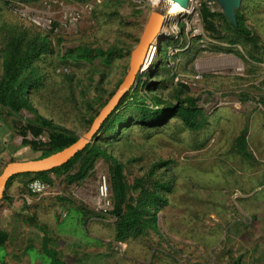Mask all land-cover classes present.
<instances>
[{
  "label": "rangeland",
  "instance_id": "374dc122",
  "mask_svg": "<svg viewBox=\"0 0 264 264\" xmlns=\"http://www.w3.org/2000/svg\"><path fill=\"white\" fill-rule=\"evenodd\" d=\"M9 1L0 13L6 21L29 24L20 18L19 10L45 8L44 0ZM89 1L93 4L91 10L83 9ZM65 3L81 10V17L76 30L60 27L56 32L49 31L54 52L40 63L45 75L40 99L58 110L69 120L66 125L80 134L88 128V101L95 100L103 65L99 59L80 64L60 62L56 53L82 42L93 46L117 42L126 49L140 34L149 11L156 6L167 11V4H157L155 0ZM241 3L246 22L264 45V0ZM203 6L225 15L222 0H202L192 12L168 21L165 34L154 42V56L141 71V80L146 79L151 63L153 70L159 67L160 73L161 66H167L169 74H173L172 82L186 83L190 94L197 97L207 114L206 126L190 130L172 117L161 131L147 138L134 132L129 141L109 146L125 163L129 181L144 172L154 158L173 160L169 171L173 186L167 194V205L157 213L156 228L125 241L114 238L110 173L108 163L98 158L91 173L80 182L67 183L61 181V176L51 174L54 180L50 193L30 194L25 190L24 178L12 180L8 189L12 199L0 202V230L7 233L6 241L0 245V264H233L237 258L235 264H264V54L259 60L250 59L239 44L241 55L217 50V44L226 42L205 30ZM51 9L59 18L60 6L52 4ZM57 36L62 38L60 43L55 41ZM206 60L224 63L200 66ZM127 61L128 54L123 50L101 78L105 90L116 86ZM59 67H65L70 77L57 72ZM169 74L156 77L166 78ZM47 86L53 93L50 98V91L44 92ZM105 90L98 89L103 95ZM169 90L172 89H162L161 93L168 96ZM39 95H34L35 103ZM1 112L2 109L0 116ZM25 115L31 113L22 110L16 120L4 115L14 129L8 144L0 143V169L11 157L39 153L22 144L16 130ZM242 131L247 155L237 146ZM27 136L32 137L30 133ZM38 138L46 141L47 133ZM101 173L106 174L112 197V205L105 211L96 202ZM79 208L84 210V217ZM97 210L102 214L92 213ZM29 214H33L34 221Z\"/></svg>",
  "mask_w": 264,
  "mask_h": 264
},
{
  "label": "trees",
  "instance_id": "16d2710c",
  "mask_svg": "<svg viewBox=\"0 0 264 264\" xmlns=\"http://www.w3.org/2000/svg\"><path fill=\"white\" fill-rule=\"evenodd\" d=\"M241 1L244 2L240 0L234 8L233 21L221 12L211 11L203 6L201 9L203 25L211 36L226 42L224 45L217 44V50L232 51L241 55L237 48L239 44L250 59L259 60L264 54V45L259 34L254 32L246 22V16L241 10ZM9 2V0H0V13L3 4ZM19 16L29 24L14 20L6 21L0 16V109H2L0 118L13 130L12 124L4 118L5 114L15 117L16 120L22 110L31 113L30 116H21L23 120L16 130L22 136L21 143L29 145L33 150H38L39 153L35 157H41L68 145L79 134L73 127L66 125L69 120H65L58 110L40 99L45 76L41 72L40 63L46 59L47 55L54 52L51 32L25 16ZM137 39L138 36L134 38V41L136 42ZM61 40L62 38L57 36L55 41L60 43ZM133 44L125 49L124 45L117 42L109 43L107 46H93L82 42L67 46L59 55L58 52L56 53L60 62L80 64L99 59V63L103 65L101 77L96 82L95 100L88 101L90 107L86 118L88 127L121 80L118 78L114 88L105 90L101 78L105 76L107 70H111L115 58L119 57L123 50L128 54ZM153 64L151 63L145 72L146 79L141 80V72L136 74L135 83L120 97L117 105L101 123L90 142L57 166L13 174L6 182L0 202L12 199L8 189L16 177L24 178L27 192H29L27 184L31 179L40 178L51 184L54 180L51 174L56 177L61 176V181L77 183L85 179L93 170L97 159L102 158L108 163L110 173L114 200L110 212L115 217L114 238L125 241L131 237L143 235L150 228H156L157 213L167 205V194L172 190L173 178L169 175V171L173 160L162 156L154 158L148 163L144 172L134 175L129 181L124 171L125 163L113 153L109 146L120 140L125 142L128 139L129 141V136L134 132L147 138L161 131L172 117L180 120L184 127L195 131L204 128L208 118L203 107L198 104L197 97L190 94L186 83L180 80L173 83V74H169L167 66L162 65L163 72L160 73L159 67L153 70ZM57 72L70 77L65 67H59ZM158 74L169 75L166 78H157ZM99 88H102V91L105 90V95L99 93ZM167 88L172 90H169L168 96H165L161 90ZM46 89L44 92L50 91L47 97H52L50 88L47 86ZM34 95H39L36 103ZM262 102L264 104V98ZM44 132L48 137L46 141L38 138V135ZM28 133L32 137H28ZM237 146L239 152L244 155L249 154L246 150L245 131L237 137ZM12 159L20 158L11 157L9 160ZM79 210L82 211L80 208ZM83 211L81 217H84ZM101 212V210L92 211L95 215H101ZM28 218L34 221L33 214H29ZM6 239L7 233L0 230V245ZM55 253L56 250H54ZM238 260L239 258L233 264Z\"/></svg>",
  "mask_w": 264,
  "mask_h": 264
},
{
  "label": "water",
  "instance_id": "95a60500",
  "mask_svg": "<svg viewBox=\"0 0 264 264\" xmlns=\"http://www.w3.org/2000/svg\"><path fill=\"white\" fill-rule=\"evenodd\" d=\"M175 1L179 2L182 6H187L188 4V0ZM222 1L225 15L233 21L234 8L239 4L240 0ZM165 15V8L162 7L156 6L149 11L137 41L129 50L127 65L120 82L107 101L98 110L86 130L81 132L78 137L68 145L44 156L12 159L5 162L0 170V199L3 196L8 178L13 174L26 171L34 172L57 166L68 160L76 151L82 149L92 140L101 123L117 105L120 97L135 83L136 74L144 67L146 61L145 67H147L152 59V52L155 49L154 42H158L161 35L160 29L163 26ZM150 48L151 51H149Z\"/></svg>",
  "mask_w": 264,
  "mask_h": 264
},
{
  "label": "built area",
  "instance_id": "2783aa9c",
  "mask_svg": "<svg viewBox=\"0 0 264 264\" xmlns=\"http://www.w3.org/2000/svg\"><path fill=\"white\" fill-rule=\"evenodd\" d=\"M201 1L202 0H188L187 6H184L187 7L188 10L177 13L169 12L167 6L160 34H165V27L167 26L168 21L171 23V21L177 20L179 16L192 12L193 9L200 5ZM44 4L45 8L42 10L32 12L31 10L28 11L27 9H21V11L19 10V13L48 31L56 32L60 27L76 30L81 17V10L77 9L75 6L67 5L65 0H44ZM52 4H58L60 6L61 14L59 18L55 16V11L51 9ZM92 6V2L89 1L85 2L82 8L91 10ZM144 69H141L140 72ZM27 186L28 191L33 194H46L52 192L53 190V186L49 182L40 178L31 179ZM96 202L98 207L103 211L109 209L112 205L109 184L107 182L106 174L104 173L99 174L98 177Z\"/></svg>",
  "mask_w": 264,
  "mask_h": 264
},
{
  "label": "bare ground",
  "instance_id": "6f19581e",
  "mask_svg": "<svg viewBox=\"0 0 264 264\" xmlns=\"http://www.w3.org/2000/svg\"><path fill=\"white\" fill-rule=\"evenodd\" d=\"M155 3H157V4L160 3L162 5L167 4V6L169 8L168 11L171 12V13L183 12V11H187L188 10L187 7L182 6L179 2H177L175 0H155ZM149 51H151V48H150ZM154 52L155 51L152 52L151 58H153ZM234 61L237 62V63H240L237 59H234ZM146 63H147V61L145 62V65H144V67L142 69L145 68ZM223 63L224 62L220 61V60H210V62H209V60L208 61L206 60L205 63H200V66L201 65L204 66V64H206V65H211L213 67V66L222 65Z\"/></svg>",
  "mask_w": 264,
  "mask_h": 264
},
{
  "label": "crops",
  "instance_id": "0c3cea01",
  "mask_svg": "<svg viewBox=\"0 0 264 264\" xmlns=\"http://www.w3.org/2000/svg\"><path fill=\"white\" fill-rule=\"evenodd\" d=\"M30 10H40L41 8H37V7H28ZM11 134H12V130L8 127V125L0 118V143H4L5 145L8 144V141L11 138ZM7 147V146H6ZM28 147H30L28 145ZM10 150V149H9ZM19 150V148L17 149ZM10 152V151H9ZM36 155H29L27 157H19L20 159L23 158H31V157H35Z\"/></svg>",
  "mask_w": 264,
  "mask_h": 264
}]
</instances>
